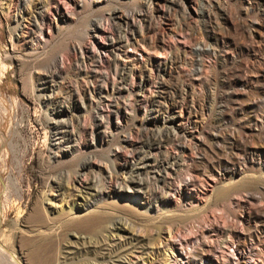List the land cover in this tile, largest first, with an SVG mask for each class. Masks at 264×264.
<instances>
[{
	"label": "rangeland",
	"instance_id": "374dc122",
	"mask_svg": "<svg viewBox=\"0 0 264 264\" xmlns=\"http://www.w3.org/2000/svg\"><path fill=\"white\" fill-rule=\"evenodd\" d=\"M64 1L0 0V264H173L168 228L198 264H264V0ZM38 12L46 21L31 42ZM117 39L134 53L125 69L105 47ZM63 134L76 148L61 153ZM191 134L204 143L190 145ZM93 175L88 189L75 180ZM160 187L167 195L146 201ZM86 217L103 222L84 226Z\"/></svg>",
	"mask_w": 264,
	"mask_h": 264
},
{
	"label": "bare ground",
	"instance_id": "6f19581e",
	"mask_svg": "<svg viewBox=\"0 0 264 264\" xmlns=\"http://www.w3.org/2000/svg\"><path fill=\"white\" fill-rule=\"evenodd\" d=\"M64 1V0H63ZM73 1L74 0H65L64 2H65V4H66V6L68 5H70V3L74 6V4H73ZM172 1H174V0H172ZM214 1V0H213ZM19 2L21 3V4H24V3H26V0H19ZM216 2V1H215ZM173 3H175V2H173ZM209 4V3H208ZM45 5V4H44ZM216 5V4H215ZM222 5V4H221ZM204 6V5H203ZM209 6V5H208ZM43 7V6H42ZM207 7V6H206ZM216 7V6H215ZM208 8L209 7H207V9H201V14L203 15V16H205V17H207V18H209V12H208ZM218 8V7H217ZM220 9V8H219ZM214 10V9H213ZM222 10V9H221ZM224 10V9H223ZM215 11V10H214ZM135 13V12H134ZM57 14L59 15V16H61V18L64 16L60 11L59 12H57ZM221 14V13H220ZM132 16V15H131ZM215 16V15H214ZM119 18H121L122 20H126L127 19V17L128 16H126V15H120L119 14V16H118ZM142 17L144 18V17H146V21H149V20H151L150 18L152 17L151 16V14H149V13H146V15L145 14H142ZM217 17V16H216ZM222 17V16H221ZM145 19V18H144ZM216 20V19H215ZM33 28L29 31V34H28V37L30 38V41L31 42H34L35 41V38H34V34L35 33H38V34H42V28H41V25H43V24H41L40 22L42 21V22H45L46 20H45V15L44 14H42V12L40 13V12H38L36 15H34L33 16ZM38 21H39V23H38ZM138 22V21H137ZM145 22V21H144ZM206 22H208V21H206ZM117 25V24H116ZM150 25V22H148V24H146L145 25V27L146 28H148V26ZM119 27V26H118ZM144 27V26H143ZM151 27V26H150ZM99 28H100V25L98 26V24H95V32H97V30H99ZM205 28H207V27H205ZM204 28V29H205ZM209 30V29H208ZM214 30V29H213ZM212 30V31H213ZM210 31V30H209ZM208 32V31H207ZM214 32V31H213ZM123 33V32H122ZM131 33V32H130ZM113 34V33H112ZM251 34V33H250ZM249 34V35H250ZM124 35V34H123ZM205 35H206V33H205ZM125 36V35H124ZM127 36V35H126ZM143 36V35H142ZM207 36V35H206ZM209 36H210V34H209ZM214 36V35H213ZM120 37V36H119ZM122 37V36H121ZM134 38V37H133ZM126 39H127V37H126ZM129 39V38H128ZM124 39H117V40H115L114 42H109L108 44H107V46H105L110 52H111V54H112V58L110 59V61L111 62H113V63H115L116 64V67H118L117 65H120L122 68H126V65L128 64V61H129V59L131 58V56H134V53H132V51L133 50H123L122 49V47H123V45H125L122 41H123ZM131 40V39H130ZM136 41V40H135ZM126 42H128L127 40H126ZM132 42V41H131ZM205 42V41H204ZM204 42H198V46H197V49L196 50H200L201 51V47L202 46H204L203 45V43ZM38 42H36V44H37ZM129 43V42H128ZM127 43V44H128ZM41 43L39 42V45H40ZM130 44V43H129ZM206 44V43H205ZM31 45H33V44H31ZM38 45V44H37ZM132 45V44H131ZM225 45V44H224ZM206 46V45H205ZM132 47V46H131ZM208 48H209V46H207ZM129 49H133V48H129ZM135 49V48H134ZM203 50V49H202ZM213 50V49H212ZM135 51V50H134ZM209 51H210V49H209ZM227 51H229V50H227ZM226 51V52H227ZM204 52V51H203ZM211 52V56H213V58H214V60H213V64L215 63V59H216V53L214 52V51H210ZM220 52V51H219ZM230 52V51H229ZM205 53H207V52H205ZM228 53V52H227ZM226 53V54H227ZM133 54V55H132ZM210 57V56H209ZM132 58H134V57H132ZM137 58V57H136ZM212 58V57H211ZM210 58V59H211ZM200 61V60H199ZM202 61V60H201ZM139 62V61H138ZM210 62V61H209ZM218 62V61H217ZM232 62V61H231ZM130 63V62H129ZM263 63L264 62H262V65H263ZM137 64V63H136ZM226 64V63H225ZM241 64V63H240ZM133 65V64H132ZM201 65H204V64H201ZM212 65V64H211ZM228 65V64H227ZM146 66V65H145ZM208 66V65H207ZM242 66V65H241ZM259 66V65H258ZM129 67V66H128ZM161 67V66H160ZM211 67H213V66H211ZM225 67V66H224ZM124 68V69H125ZM194 68V67H193ZM200 68H201V66L200 67H198V68H196L195 69V71H193L194 73H196V72H199V70H200ZM204 68V67H203ZM206 68V67H205ZM238 68V67H237ZM260 68H261V66H260ZM58 69V68H57ZM208 69V68H207ZM194 70V69H193ZM208 70H210V69H208ZM220 70V69H219ZM225 70H227V69H225ZM232 70V69H231ZM256 70V69H255ZM247 71V70H246ZM245 71V72H246ZM254 71V70H253ZM190 72H191V70H190ZM218 72V71H217ZM221 73V72H220ZM224 73V72H223ZM117 74V73H116ZM192 74V73H191ZM217 74H219V73H217ZM259 74V73H258ZM216 75V74H215ZM229 75V74H228ZM256 75L257 74H255V76L254 77H256ZM50 76V75H49ZM52 76V75H51ZM232 76V75H231ZM236 76V75H235ZM257 76H259V75H257ZM199 77V76H198ZM197 77V79L199 80V78ZM210 77V76H209ZM238 77V76H237ZM122 78V77H121ZM196 78V77H195ZM201 78V77H200ZM214 78V77H213ZM219 78V77H218ZM196 79V80H197ZM210 79V78H209ZM208 79V80H209ZM215 79V78H214ZM207 80V81H208ZM212 80V79H211ZM227 80V79H226ZM104 82V81H103ZM133 82V81H132ZM202 82V81H201ZM229 82V81H228ZM247 82V81H246ZM231 83V82H230ZM256 84V83H255ZM258 84V83H257ZM261 86H263V83H262V85ZM232 87V86H231ZM52 88V87H51ZM121 88V87H120ZM119 88V89H120ZM242 88V87H241ZM264 88V87H263ZM53 89V88H52ZM99 89V91H101V89L100 88H98ZM116 89V88H115ZM94 90H95V88H94ZM125 91H127L128 93H129V89L128 88H122L121 89V91L119 90V91H117V92H125ZM235 91V90H234ZM240 94V93H239ZM128 96H130V95H128ZM71 97V96H70ZM259 98H260V96H259ZM259 100V99H258ZM239 102V101H238ZM131 103V102H130ZM244 105V104H243ZM222 106V105H221ZM220 106V107H221ZM158 110V109H157ZM116 112V111H115ZM217 113H219V112H217ZM262 115V114H261ZM101 116V115H100ZM258 117V116H257ZM262 117V116H261ZM264 117V116H263ZM256 119H258V118H256ZM173 117H169L168 118V120H164V121H162L161 123L164 125V127L167 129V130H169L170 128H172L173 127ZM259 120V119H258ZM251 122V121H250ZM68 123L67 122H61L60 123V125L59 126H57V128L56 129H60V128H63V127H66V125H67ZM252 125H253V123H251ZM72 125V124H71ZM80 125V124H79ZM86 125V124H85ZM95 125V127H96V129H97V127L99 126L98 124H93V126ZM68 126V125H67ZM251 126V125H250ZM72 127V126H71ZM74 127V126H73ZM82 127H84V126H82ZM87 127V126H86ZM89 127V126H88ZM174 128V127H173ZM78 129H80V128H78ZM159 130H161V128L159 127L158 128ZM164 129V128H163ZM264 129V127L262 128V130ZM225 130V129H224ZM261 130V128L258 126V127H254V129H253V131H256V133L257 132H260V131H262ZM65 131H67V130H65ZM64 130L63 131H59V132H65ZM72 131H74V130H72ZM80 131L81 130H79V134H81V136H84L85 135V133H86V129H84V130H82V133H80ZM94 130L92 129V132H93ZM174 131V130H173ZM182 132H183V130H181ZM169 132V131H168ZM176 132V131H175ZM95 133H96V130H95ZM184 133V132H183ZM174 134V133H173ZM176 135H177V133H175ZM200 134V133H199ZM64 135L65 134H63V135H61L60 137H59V142L60 141H64V143H66V150H61V153H63V151H70V150H72V149H74V148H76V147H74V145H68L67 143L68 142H74V141H76L77 140V138H75V137H73V135L72 136H70V137H67V138H63L64 137ZM168 135V134H167ZM262 135V134H261ZM78 137H79V135H77ZM81 136H80V138H81ZM170 136V135H169ZM178 136V135H177ZM186 136V135H185ZM189 136H191V137H189V139H188V141H189V144L190 143H195V144H197L198 145V143L201 145V144H203L204 143V138L202 139V138H200L199 136L196 138H194V137H192V134L191 135H189ZM202 136V135H201ZM259 136V135H258ZM168 137V136H167ZM174 137V136H173ZM224 137V136H223ZM262 138H264V137H262ZM95 139V138H94ZM182 139V138H181ZM173 140V139H172ZM257 140V139H256ZM261 140V139H260ZM164 141V140H163ZM178 141V140H177ZM187 141V140H186ZM262 141V140H261ZM167 142V141H166ZM174 142V141H173ZM180 142V141H179ZM178 142V143H179ZM259 142V141H258ZM159 143V142H158ZM183 142H181L180 144H178L177 146H184V143L182 144ZM261 143V142H260ZM80 144V143H79ZM169 144V143H168ZM186 144V143H185ZM262 144H263V142H262ZM81 145H82V147H93V146H96V145H94L93 143H90V142H88V141H86L84 138H83V140L81 141ZM165 145V144H164ZM191 145V144H190ZM241 145V144H240ZM223 146H224V144H223ZM176 147V146H175ZM186 147V146H185ZM159 148V147H158ZM189 148V147H188ZM255 148H257V147H255ZM58 149V148H57ZM178 149V148H177ZM167 152V151H166ZM174 152V151H173ZM182 152V151H181ZM198 152V151H197ZM145 153V152H144ZM143 153V154H144ZM155 156V155H154ZM170 156V155H169ZM180 156V155H179ZM226 156V155H225ZM167 158H168V156H166ZM176 157V156H175ZM242 157V156H241ZM151 157H146V158H144L142 161H141V163L144 165V163L145 162H148V160L150 159ZM156 158V157H155ZM249 158V157H248ZM166 159V158H165ZM213 160V159H212ZM164 161V160H163ZM176 162V161H175ZM183 162V161H182ZM192 163V162H191ZM100 164V163H99ZM127 164V163H126ZM125 164V165H126ZM166 164H167V162H166ZM173 164V163H172ZM185 163H176V166L175 167H180V166H182V165H184ZM200 164H202V163H200ZM130 165V167H129V172H133L132 171V167H133V165L132 164H129ZM187 165H188V163H187ZM96 166V165H95ZM199 166V165H198ZM207 166V165H206ZM81 167H82V169H90V170H92L93 168V165H92V162H90V161H85V162H83L82 163V165H81ZM163 167V166H162ZM185 167H186V164H185ZM188 167V166H187ZM191 167H192V165H191ZM168 168V167H167ZM189 168H190V166H189ZM193 168H194V170L195 169H197L198 167H195V166H193ZM206 168V167H205ZM96 171H98L99 169L97 168V166H96ZM180 169H183V167L182 168H180ZM185 169V168H184ZM254 169V168H253ZM76 170V169H75ZM74 170V171H75ZM167 170V169H166ZM173 170H174V167H173ZM100 171V170H99ZM175 171H176V169H175ZM193 171V170H192ZM204 171V170H203ZM231 171V170H230ZM136 172V171H135ZM218 172V171H217ZM226 172H228L227 170H223L222 172L220 171V173H219V176H224V173H226ZM102 173V172H101ZM168 173V172H167ZM166 173V174H167ZM198 173V172H197ZM202 173V172H201ZM169 174V173H168ZM168 174H167V176H168ZM177 174H179V172L177 171ZM76 175V174H75ZM140 175V174H139ZM62 176V175H61ZM134 176H136V175H134ZM85 177V176H84ZM98 177V176H97ZM194 177H196V176H194ZM68 178V177H67ZM75 178V177H74ZM197 178V177H196ZM95 179V176L93 175V177L92 178H90V179H88V178H84V179H75V180H77L78 181V183L81 185V186H83L84 188H86V189H88V188H90L91 187V185L93 184L92 182H93V180ZM247 179V178H246ZM68 180V179H67ZM165 180V179H164ZM255 179H253V177L252 178H248L247 180H242V181H237V183H235V184H233V185H227V186H224V187H220V188H218L217 190H216V192H215V197L217 198V199H220V198H222L225 194H227V192H231L232 191V189H237V188H243V187H250V186H252V185H254V183H255V181H254ZM99 181V180H98ZM192 181H193V179H192ZM68 182V181H67ZM67 182H66V184H67ZM101 182V181H100ZM180 182V181H179ZM69 183V182H68ZM117 183H121L124 187H127V188H136V189H142L143 188V185H144V181L142 182L139 178H137V179H132V178H125V177H123L122 179H121V181L120 182H118L117 181ZM193 183V182H192ZM120 184V185H121ZM163 184V183H162ZM171 184V183H170ZM195 184V183H194ZM193 184V185H194ZM75 185V184H74ZM96 185V184H95ZM121 185V186H122ZM67 186H70V185H67ZM120 186V187H121ZM165 187L166 188H168V185H167V183H166V185H165ZM195 187V186H194ZM77 188V187H76ZM197 188V187H196ZM199 188V187H198ZM163 189H165L164 187H160V192H161V195L160 196H157V197H155V198H152V197H150V194H147V193H145V198H147L146 199V201L147 200H154V201H156V202H158L159 201V199H162L161 197H163V196H165V195H167V194H164L165 192V190L164 191H162ZM170 189V188H169ZM181 189H182V185L179 183V184H177V186L175 187V189H173V191L170 193V191L168 192V190H167V192H168V194L170 193V195L171 194H179V193H181ZM96 190V189H95ZM99 190V189H98ZM247 190V189H246ZM254 191V190H253ZM157 192H158V190H157ZM93 195H98V192H96L95 194H93ZM163 195V196H162ZM248 195H250V196H252V197H257L255 194H253V193H249ZM247 195V196H248ZM164 198V197H163ZM85 199V198H84ZM87 201H85L82 205L83 206H86L87 205ZM262 210V209H261ZM260 212V211H259ZM258 213V212H257ZM191 216V215H190ZM257 216H259L260 218H263V220H264V212L263 213H260V214H257ZM187 217V216H186ZM183 218V217H182ZM92 222H96V223H101V222H103V219H101V218H95V217H86L85 219H83V221L81 222L84 226H90L91 224H92ZM263 222V221H262ZM203 223V222H202ZM198 225V224H197ZM261 225H263V224H261ZM258 227H259V224H254V227H252L253 228V230H250V231H253V232H256V231H258L257 229H258ZM126 228V227H125ZM130 228H132V227H128V229H130ZM119 229V228H118ZM260 229V228H259ZM131 231H132V229H131ZM176 231V230H175ZM238 232V231H237ZM233 233H234V236L236 235L237 236V238L238 239H243L244 238V232L242 233V234H238V233H235V231L233 230ZM249 233V232H248ZM175 234H176V232H172V230H170L169 228H168V230H167V237H165L164 239H162V241H161V244H162V246L164 247V251H165V253L167 252V251H169V252H171V254L169 253V257H170V255H171V257L173 256V260H172V262H173V264H198V258L197 257H194V256H192V255H189L187 252H185L184 253V251L186 250H184L183 251V249H178L177 248V246H176V244H179V245H182L183 243L181 242V241H176V240H178L177 238H178V236H177V238H176V236H175ZM230 234V233H229ZM249 235V234H248ZM262 236V235H261ZM227 237H229V236H227ZM228 239V238H227ZM229 240V239H228ZM240 241V240H239ZM243 241V240H242ZM264 243V242H263ZM185 248V247H184ZM199 248V247H198ZM201 251V250H200ZM165 255H167V254H165ZM168 256V255H167ZM166 256V257H167ZM200 258H205V251H202L201 253H200ZM5 259V258H4ZM6 260V259H5ZM169 263V262H168ZM2 264H3V262H2Z\"/></svg>",
	"mask_w": 264,
	"mask_h": 264
}]
</instances>
